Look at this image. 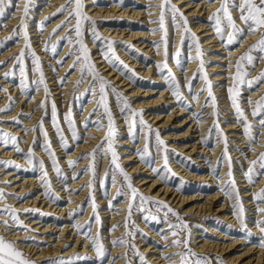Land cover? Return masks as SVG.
<instances>
[{
	"label": "rangeland",
	"instance_id": "rangeland-1",
	"mask_svg": "<svg viewBox=\"0 0 264 264\" xmlns=\"http://www.w3.org/2000/svg\"><path fill=\"white\" fill-rule=\"evenodd\" d=\"M56 1L57 0H11V3L5 9V15L3 17H0V33H2V30H4V28L8 26V24H11L10 20L12 18L16 16H20V21L16 23V25L13 26V30L19 29V36L12 40H8L6 43L0 46V54H5L9 50L11 51L12 48H14L17 44H22L18 46V48H20L18 51L16 52L11 51L13 53V55L11 54L12 56L9 55L8 57H4L5 58L4 61H0V62H3V63H0L1 71L5 70L4 75H0L1 77L0 81L1 79L3 80V82H0V100H2L4 96L7 97L5 106L0 107V109H8V111H0V129H2L3 125H5L3 124V122L7 123L10 126H13V128L15 127L18 128L20 135H14L15 131L13 130V128L11 130L3 129V131L6 133H11L15 137H17V143L19 145V148L23 150L24 149L23 147L25 146L24 144H26V140L24 139V137L25 135H28V132L26 131L28 127L26 126L27 123L25 122V120L26 119L35 120L34 125H32V129H35V130L31 133V135L33 136L32 138H34V141L31 140L29 145L27 144L28 148L26 150L27 152H29L30 150L33 151L35 153V156L39 157L40 159H41V155H44V154L48 158L47 159L48 161L44 162L47 172H48V177L50 178V181H51L50 188L45 186V188L48 191V196H49L48 199L54 200V203L57 202V205H59V208H62V207H67L69 205V203L67 202L69 197H66L67 196L66 193L67 191H72L73 190L72 188H74L77 195L81 194L84 191H86V195L83 198V200L80 201L81 207L79 209L73 208L74 210L73 217L69 221L62 220V219H65L66 217L64 215L60 216V214H57V213L47 214L43 212H40V213L38 212L32 215L34 216L32 218H37L36 220L38 221H42V218H45L46 223L43 222L44 224H50L52 222H55L56 223L55 225H58L57 228L59 229L65 224L69 225L68 223H72V225L69 226V228L71 227V229H68V231L72 234V237H69L68 234L59 235L62 233V231H59L57 233H53V231H48L47 233H40V231L30 230L29 232L32 235H26L24 238L18 239V240L9 239V236L11 234H16L18 232H24L27 229L25 225H27L28 222H22L20 219L19 221L21 222L23 227H21L15 221H13V223H15L13 226H11V229L13 231L7 234L6 233L4 234L3 233L4 230H2V228L6 229L7 226L4 225V223H0V235H3L7 240L13 241L16 244L20 242H24L26 244L36 246L37 253L39 252L40 249L49 248L55 245V241H53V239L52 241H47L49 240V238H57L59 236L60 238L63 239L64 245L61 246V251H60L61 255H58L57 257H51L47 260L43 259L42 261L35 259L36 256L33 255L35 251L33 253L30 251L25 252V250L24 249L21 250L19 245L17 244L18 248L23 253H25L26 257L34 261L35 264H49V262H56V264H59L61 260L65 262L71 260L70 262L66 264H110V262L115 263L116 261H118L121 258V255L122 254L124 255L127 252L129 253L128 259H135V261L130 263L128 260L126 262H123V264H156L154 262L149 261V253H145L143 251L141 247L143 245L140 246V243L136 241L135 236L137 235L139 238H144L145 239L144 242L146 244L157 245V248H159V250L161 251L165 250L164 249L165 246H169V245L165 244L166 241H161V244L158 242L156 244V241L155 242L148 241L146 232L145 234L144 232L142 233L141 227L139 226L138 223H136V219L134 217L135 216L137 217L138 216L139 217L155 216L156 219H148V221L153 222L156 225H158L159 228H161V230L164 232L166 231V228H164L165 222L159 216V212H160L159 208H157V206L154 203L142 204L138 197L135 200L133 199L131 189H129L126 186V182L123 176L120 174L119 170L114 169V167L111 164L112 156H111V152L108 150L107 144L104 145V151H100V150L95 151L94 161L91 155L85 158V159H88V161L85 159H79L85 153H92L93 150L97 149V146L100 145L101 142L105 140V137L108 134V127H107L108 119L104 115V109L103 108L98 109V101L100 98L99 97V84L97 83L95 86V93H96L95 95L89 92V89L93 85V78L91 75H84L82 77L83 64L77 63V57H79L81 53L79 52V45L77 44L76 34L74 31H70L71 29H74L76 20L71 19V22L68 23L67 27L57 26V27H52L51 29L48 30L49 26L52 25L54 21H56L58 18L64 15L68 16L66 19H64V22L68 21L70 19V13H72L76 8L75 3L72 2L71 7L68 8V13L59 12L57 17H54L53 14L51 13L44 14V11L42 13V10H45L46 7L50 6V4H53L52 2H56ZM88 1L89 0H81V3L83 5L82 13L85 16L89 17L92 21H94V19L90 17V14L88 13V10L86 9V7L89 6V5H86L87 4L86 2ZM134 1L136 2V0H116V3H121L122 5L129 6V5H133L132 2ZM151 1L153 0H143V2H146V3H149ZM154 1H157V0H154ZM159 1L163 3V0H159ZM193 1H196L195 4L202 3V0H189V2H193ZM221 2L222 0H216V2H208V4L202 5L204 7H207L209 3H211L212 5L214 4L213 8L204 10L200 17L201 18L205 17L206 15L205 12L207 10H209L208 12L209 15L216 12L217 9L221 7ZM19 3H21V5H19ZM97 3L99 4L100 7H109L111 6L112 1L106 2V0H97ZM171 3L176 6V2L174 0H171ZM68 4L69 3H64L63 7L67 6ZM25 7H28L29 9L27 16L24 15ZM152 7H155V6L153 5ZM16 8H23V9L16 10ZM142 10L148 11L150 10V8L143 7ZM230 10L232 11V15L235 18L236 23L241 28L244 29L245 33H248L249 30L247 26L244 25L243 22L240 20V13L236 11L235 9H230ZM15 12L19 13L20 15H15L14 14ZM161 12H164V15H165V27L167 29V41H168L167 52L170 51L169 55L172 54L173 59H174V60H171V58L167 56V63L172 73H174L175 77L179 80L180 90L182 93L181 100L175 99L176 102L172 104H168V100H164L163 105L161 106H164V105L167 106L166 110L168 112H165V114L169 113L170 110H175V109L178 110L179 107H182L183 109L187 111L186 115H188L189 112L196 111V109L199 107L200 109L197 112H199L201 115L202 113L206 112L208 109H212V113L214 111H217L219 113V116L213 117L214 120H213L212 126L208 129L207 131L208 135L204 138L206 139L205 146H207L208 150H213V147L215 144H221V147L223 149L221 151V154L216 160L212 159L210 154H206L207 156L205 155V157H202L203 161H200V162L195 161L193 156H186L185 152L184 153L181 152L178 155L169 154V153H172V150H170L167 152V157H168V167L171 169V172H168L167 170L164 169L163 151H161L160 153L156 151L157 146L155 143V131H153V133L151 134V139H149L148 129L139 123V119H140L139 117H137V123L135 127L130 130V124H131L130 115H129V118L126 119L125 115H123L120 110L122 105L118 104L116 101L115 95L109 92L108 105L111 110L114 123H115V128H116V135H115V139L113 142V147L118 155V163L123 168L124 172H126L131 177L132 186L138 190V193L143 194L144 196L146 195L141 191V188L137 187L138 185L134 181L132 175L129 174V172H127V169H129L132 165L133 166L138 165L139 162H142L143 165L146 164L147 168H150L151 171H154V173L151 174V178L153 179L160 178L161 183L173 182L176 185L173 184L171 187L181 186L184 189H186V191L184 192L180 191V194L182 193L185 196H193V195L201 194V197L208 198L210 194L216 193L217 191L221 190L223 197L219 199L217 203L215 204L213 215L209 216V220H211L209 222V225H212L213 227H215V229L217 230V233H216L217 236H220L221 234L219 232H221L222 235L226 234L225 237L231 238V239H224L225 237H221L222 240L220 241H225L226 244L232 242V240H234L235 238H241V239L244 238L246 243H242V245H237L236 248L231 249L227 253L219 252L217 254L215 253L214 255H212L209 253L201 252L198 249V246L200 245V243L197 242V239L199 238L210 239L209 238L210 236L213 237L210 233L208 235L209 230L207 229V227L203 225L202 223L194 224L195 222H190L188 218L185 216L186 214H183L181 212L182 211L181 208L176 203L174 204L168 203L166 205H168L172 210H174L175 213H178L180 217V219L177 220L176 216H174L171 212L167 214L169 219L173 220L172 221L174 222L173 225H178L177 227L170 228L171 232L177 233V235L173 237L175 239L172 241L170 245H173V242L177 239H179L182 243L180 247H175L179 250H176L175 252L171 253L170 254L171 258L166 260V262L168 261L169 262L168 264H180L181 258L174 260V258L179 257V256H176L173 254L184 252L186 249L183 246V242L187 241L188 247H190L192 251L199 253L201 256L211 257L210 264H231L230 261L227 259V255L236 256L242 253L244 247L250 246V245H255V247H259V248L264 247V246H261L262 243H264L261 240V237H264V232H261L260 226L257 223L255 224L258 226L257 231L256 229L253 228L254 226L251 227V223L264 220V213H261V214L258 213L261 208L264 209V201L255 199L253 205L247 206L245 202L247 198L243 197L244 196L243 191L247 189L251 188L252 190L251 189L250 190L252 192L256 191L258 194L261 193L262 190H264V181L259 185L261 180H263L264 178V168H261L259 165L253 166L252 164V161L258 160L260 155L264 153V143H261V142H264V139L261 138V132L264 128H261L260 126V120L264 118V111H261V109L259 108L257 104L258 101H261L262 99H264V88H262L264 87V80L259 79L261 74L264 73V53H261L258 50L251 53V55L254 58V61H253L254 66L245 63V70H247L246 72L249 74L247 77H245V81H251L252 83L249 84L247 82H244L238 85V90L240 93V95L238 96V102L240 103L241 108L244 110V113L246 114L248 118V122L253 126L251 128V133H252V136L255 137V142H253V140L250 139V137L247 134L245 136L248 137L247 138L248 141L239 142L237 141L236 137L230 136V134L225 133L224 128L222 126L224 124L237 123L239 120L238 122L240 124L239 128H241L242 132L245 131L244 124L238 118L236 111L232 106V101L230 99L229 91L225 93L226 96L228 97L227 102H223L224 98L219 95L220 94L219 91H216L217 88L216 86H214L215 84L212 82L210 74L211 72H214L215 74L222 73V72H215L211 70L212 67L217 68V66L219 65H225L224 69L232 68L233 73L230 74L229 81L225 83L226 85H228L229 88H231L232 84H234V87H237V82L233 79V77L236 74L237 61L242 55L248 52L249 48L252 45L258 42V40L260 39V34L259 33L247 34L246 38L238 37L237 38L238 42L232 43V45L227 44L225 41L221 40L222 46H225L224 48L231 47L232 49H236L238 47H242V45L245 48L243 49L244 52L240 56H238V59L232 60L229 62L227 61L228 62L227 64L231 62V63H235V65L228 66L226 65V62L220 63L219 61H215L218 55H223V56L228 55L227 53L225 54L221 53V52H227L226 49L217 51L215 49L218 46H213L214 44L212 43H208L207 46L202 45L204 44L202 41H200V36L202 34L199 33L196 36L199 38V45L201 48V53H198L195 50V45L192 42L191 36L185 32V28L187 27L191 30L192 33H195L191 25L189 24V22L187 21L188 23L187 25H185L183 23V20H180V18L177 17V20H179L180 22V27L177 30L176 24L173 22V19H172V13L170 11H167L166 9H163V11ZM161 12H159L158 14L159 16ZM41 14H42V17L39 18V15ZM149 15H147L145 19L129 20L125 18V19H121V22L124 25L126 24L125 23L126 20L136 22L138 24L136 25L138 28L136 30L137 32L138 31L148 32V35L149 33H151V36L149 38L152 37L151 43L153 44L152 47L154 48L153 54L145 52L146 49H142V50L140 48H138L139 50L134 49L133 45L130 44V41L129 42L124 41L125 39L121 40V42L123 41V43L122 45L119 46V48H117V46L119 45L118 42H115L113 44V48L116 54L118 53L117 50H120V49L125 50L124 53L126 54H128L130 51H134L131 54L136 57L138 55L140 59L146 60L148 66L155 64L156 59H158L156 55L157 50L161 48L164 50V45L160 44L159 48H157L156 42H160L163 39L164 32L159 31V29L161 28V25L159 23V17H156V19L158 20V25L155 28V30L157 31L154 32L153 29H150V28L147 29L146 27L147 25L149 27L153 25L152 23H149V21L152 20L148 18ZM64 22H62L61 25H63ZM95 22L96 23L94 27L96 31L99 33V35L106 38L109 41H113L109 39V37L103 35L98 25V22L97 21ZM194 22H200V19H195ZM22 23H26L27 25V33L30 38L31 50H33L36 53V55L40 58L41 67L44 73V79H45V82L48 88L47 95L45 93L43 85H41L39 89H37L36 84L33 83V81L39 78V73H33L31 71L34 65L32 64V57H31L29 50L25 48V44L27 42L24 40V29L19 27ZM210 23H211V26L214 27L212 22ZM224 23L226 24V21ZM92 27L93 25L90 22L85 21L83 25V29H84L83 40L90 51L91 59L95 62V66L97 70L100 72L101 75H103L102 71L104 70V68L102 67V65L104 64L98 65V63L99 61H103V60L105 61V63H109V62L105 60L104 57L101 55V49L98 50L100 51L99 58H95V56H93L92 54L93 51L90 50V45L86 39V36L90 34L93 40V37L91 35ZM63 29H66L65 30L66 34L59 36V34L62 32ZM36 30H39L38 33L41 36H38V37L34 36ZM226 31L231 32L232 30L228 28L226 29ZM12 33L4 37H1L0 42L5 41L7 37L12 35ZM156 33L158 34L155 37L156 40H154V34ZM260 33H264V29H261ZM253 35H257L255 41L251 40L252 43H250L249 45L242 44L244 41H246L247 38H249V36L252 37ZM66 36L72 37V40L70 43L66 41L65 39H63ZM140 41H143V40H140ZM240 41H242V43ZM95 43L102 46L99 41H95ZM40 44L41 46L37 48L38 45ZM67 44L69 45L67 49L64 51L65 49L64 47ZM52 45H55L54 53L51 51ZM46 46L48 50H46ZM38 49H41L40 53L37 51ZM21 52L25 53L24 61H25V66L28 69V83H27V86L23 88L21 87V81L24 80V77L20 75L19 66L16 65V61L14 59ZM117 55L119 56V54ZM201 55L203 59L204 73H206L208 81H210L212 84V91L216 98V107H212V106H209L207 108L205 107V103L208 102L210 104L211 100L208 95V92L206 91V94H204L205 91H202L203 89H205L206 81L205 79H203V73H199L198 71L201 66V59L197 57H200ZM71 58H73V61H71L72 65L70 66L68 65L66 67V70L63 71V73L60 75V72L63 69L64 65L67 64ZM196 59H198L197 69H195V73L192 74L191 76L192 80L190 81L192 84V92L188 94V90H187L188 83L186 82L184 83V81H182L181 78H184V74L187 73L188 66H190V63H193ZM164 62H165V57L162 63ZM173 62H176V65L178 69L180 70V73H175L173 71L172 65H171V63ZM73 65H75V67H73ZM110 65L113 66L112 64ZM77 68H79V71H80L79 76L74 75ZM132 70H133L132 73H127V72L118 71L116 69L118 73H123L126 76L133 77L138 80L142 79V77H140V74H137L134 69ZM13 72H14V75H9L6 78L5 76L6 73H13ZM257 72H258V76H256ZM53 73H54V77H56L54 79L51 78ZM2 76H5V78H3ZM163 77L165 80L168 81L165 75H163ZM57 78H58V82H56L55 80ZM106 79L110 81L113 85H115L118 88V90L123 92L124 96L127 97L131 107L138 112H140V110H137L138 107L136 103H140L141 101H145V100H150L153 97L158 96L154 94L149 98L142 97L144 93L139 92L134 97H128L123 91L124 88L122 86H119L117 82H113L112 78L111 79L106 78ZM201 80L205 82V85L204 87L201 88L200 93L197 94L199 96V99L197 101L196 99L197 95L194 93V91L199 86ZM61 81L63 82L61 83ZM147 81L148 82L146 83H148V86H139L140 91H143L148 88H154L156 91H158L159 89H162V87L164 86V84H156V82H154L153 79H147ZM7 83H10L11 85V87H8L9 89L8 91L7 89H4ZM69 85H72V86H70L69 87L70 89L66 91V92H69L67 94L58 93L56 90H54L55 88H58V87H60V89H63ZM15 87H18L15 89V92L14 93L10 92V91H13ZM85 87H87V89H85ZM245 91L247 93H245ZM38 92H41L42 94L41 95L37 94ZM252 93L259 94V97H252L251 99L252 105L248 109V107L245 104L246 100L243 98H249L252 95ZM37 95H40L39 97H41L40 98L41 104L39 106H36L35 111L33 112L31 111V109L26 110L24 106L28 102H31L32 98ZM19 96H23V97L19 98ZM191 97H193V100H191ZM203 97H204V100H202ZM25 100H27L26 101L27 103H24L22 105L21 102L23 103L25 102ZM201 100L203 104L199 106L198 104L201 102ZM93 101H96L95 106L92 109L88 110L87 109L88 105ZM52 102H54L56 105L59 122L61 124V127L64 130L65 136L67 137L69 145H70V147H68L67 149H65L60 144L59 137L52 123V110H51ZM58 102L68 104L69 106L67 107V109L64 110L62 106H58ZM176 103H177V107H174ZM21 105L22 107H20ZM18 107H20L19 108L20 110L18 109ZM254 110L259 112L260 114L256 116H253L252 114H250L251 112L253 113ZM24 111L29 112V113L25 116H22V112ZM69 111L72 112V115L75 119L77 130L80 135V141H76L73 139L71 131L69 130L67 123L64 120V114ZM5 112H8L9 115L13 114V117L6 121L2 120L1 114H4ZM36 112L39 113V115L34 114ZM180 113L182 112H177V114H180ZM119 115L122 119H119ZM81 117H83V119ZM142 118L146 122L145 120L146 117L142 115ZM18 119H21V120H18ZM80 119H82V123H81L82 128L79 127V123H78ZM178 119L182 120V116L179 115ZM97 121H99L103 125V127L94 126ZM217 121H218L219 127H215V124L217 123ZM41 122L43 123L44 130H46L48 133V137L51 140L52 148L54 149L58 157L60 168L63 173L62 177L57 175L56 171L52 167L50 157L42 148V146L45 143V137L39 127ZM85 122H88L87 127H85ZM193 123L194 122L191 121L189 125L185 127L183 130L186 131L188 128H191ZM146 124L151 126L153 130H158L159 132L163 133V129L155 128L156 127L155 125H152L151 123H148V122H146ZM176 125H177L176 122H172L170 124V126H173V127ZM89 129H92L94 133H91L90 135L86 134V132ZM176 129H180V128H176ZM99 130H104L106 132V134L102 137L101 142L96 143L95 146L94 147L92 146V148L89 150L81 151L80 149H77L86 143H90L92 139L96 137V135L94 134L96 133L98 134ZM179 133H182V132H179ZM200 134H201L200 132H192L191 134L186 136V139L183 141H187V143L193 144V142H197L199 140L197 137ZM142 135H144L145 138H143ZM225 137L227 138V157H230L231 168H229V160L224 156ZM142 139H144V141H142ZM126 140H128V142H131V143L129 145H124L123 142ZM162 140L165 141L164 139ZM56 142H59V144H55ZM141 142H143L144 145L138 146L139 147L138 150L135 149L136 146L140 144ZM146 144H148L149 146V152L146 153L144 155V159H142L141 155H139L138 153H141L143 151ZM1 145L2 144H0V146ZM8 145L10 146L9 149H15L11 144H8ZM252 146H258V147L262 146L263 149L262 151L255 153L254 158L250 160L248 156L250 155L251 150L253 151L258 150L257 147H252ZM124 147H125V150L128 152L127 154H125V156H128L135 152L134 160L131 162V164H129L127 168L124 166L125 162H123V160H125L126 158L122 157V154H121ZM59 149H62L61 152L58 151ZM76 151L78 153H74ZM39 152L40 153L42 152V153L40 154ZM237 152H239V154ZM66 153H69L70 156H74L72 155L74 153L77 155V157H74L72 159H67V163L63 165L61 159L64 158L63 156ZM103 158H105V162L107 165V171H106L105 176L101 178L100 172H101V164H102ZM78 159H79V163L75 166V171H73V168L69 166L68 161L78 160ZM170 159H174L175 161H177L178 159H183L188 164L193 165L199 169H202L205 166H214L216 170L212 173L211 180L203 182L202 186H195L194 181L185 179L182 176V173H180L178 170H176V168H174V163H172V160ZM4 161H11V160L6 159ZM84 161L87 162V165H81V163ZM93 163L95 166L94 167L95 175H93V169L89 167ZM34 164H35V161L32 163L33 167L29 170H27L25 166L21 165L20 166L21 168L16 171L22 172V174H24L26 177L34 178V180L36 181L37 179L40 178V173L41 171L43 172V169H40L41 171L38 170V167H37L38 164H36L35 167H34ZM175 164H178V161L175 162ZM14 165H15V162H14ZM224 165L227 166L225 170H224ZM5 168L6 170H14L16 167L8 165ZM85 169H87V172H85ZM250 169H252L251 172H250ZM142 170L144 169L141 168L139 169V172L136 173L138 174V177H139L138 179H142L146 177V174H148L147 171L143 172ZM157 170H159V172ZM229 171H231L232 173L231 177H229L228 175ZM238 171H241L240 173L242 174H246L247 177L251 175L252 177L251 182H248V185L246 187H244L245 186L244 182H239V180H241V177L239 175L241 174L238 173ZM88 173L89 175H87ZM2 174H3V171H0V180H2L3 178ZM222 174H224V176ZM82 177L88 178L86 179L87 181L82 182V183L78 182L80 181ZM223 177H226V178L222 182L221 180L223 179ZM232 179H234L235 181V189L238 190L239 201L235 198L234 194L232 196L227 194L229 192L234 191L232 186L229 184V181ZM73 181H77V184L72 183ZM42 182H44V178L42 179ZM11 184L12 183L9 184L7 182L0 181V190H2L3 193L5 194L6 193L5 190H3L2 188H7ZM115 184H118V185L115 187L114 186ZM148 185H150V183L144 184L145 187H147ZM64 186H75V187H71L68 190H64L65 189ZM86 187H89V189H86ZM114 187L116 190H115V194L112 195V189H114ZM31 188L34 189L37 187H34V188L31 187ZM32 189L28 193L30 195V196L28 195L29 197H32L33 195L36 196L37 191L32 190ZM56 189H61V190L57 191ZM17 192L18 190H15V192L13 193L12 201H14V198L21 196V198H18L17 200L20 201V203L25 202L26 198L24 197L26 195H19ZM151 196L152 195L146 196V197H150L152 201H158L156 199L155 200L152 199ZM96 198H102V200L99 201V199H96ZM74 199L75 197H71V200H74ZM126 200H129L128 202L129 206L127 207L128 210L124 212L123 207L120 209L117 206ZM204 200L205 199H200L198 202L203 203ZM196 201L197 200L192 201L191 203H187L185 206L191 207ZM106 202H109V205L106 204ZM12 203L13 202L10 203L8 199H6L4 196L3 199H0V209H4L8 207L12 208V205H9ZM224 203H225V207L227 208L226 212L227 213L229 212L230 215L234 214L237 217V219L240 220V223H241V219L238 218L239 208L234 207V205H237L238 203H242L243 208H244V213H243L244 224L241 223V225L238 227L236 225H230L228 221L226 222L220 219L221 217L218 214V209L220 208V204H224ZM89 208H90V212H92V216L88 220L81 221L82 223V225L80 226L81 228L78 229L77 223L80 221V216L84 215L86 213V210H88ZM13 209L16 210V208H13ZM161 212H162V215L165 216V211L161 209ZM25 215L27 216L29 214L25 213ZM96 215H98L99 221L96 220ZM114 215H117L118 217H115ZM262 215L263 217H261ZM0 217H6L8 219H11L10 216L6 214H0ZM110 217L117 218V222L115 223L117 225L115 226L114 231H120L121 228L124 229V231L122 232V234L124 235H123V242L121 243V245L125 244L127 246L126 249L128 251L123 252L122 254H120L119 256H116L115 258L112 256V258L109 259L110 254H111V248H110L111 245H109L108 242L105 240L108 234H110L106 230L107 229L106 227H108V223L110 221ZM18 218H20V215ZM0 221H6V220L0 219ZM86 223L88 224V226H86ZM7 225L10 226L9 224ZM185 225L186 227H184ZM158 232H160V230H158ZM198 232H200L203 235H200V236L198 235L199 236L198 237L197 236ZM39 233L43 235L44 234L52 235V237L45 236L47 238H45L44 240H40L38 239L40 235ZM78 235L82 237V240H85L83 242H86V240L88 239L93 240V242L91 243L88 249H91L94 245H96L94 244V238L99 237V240L97 241V243L103 245L104 255L101 256L99 254V256L92 257V255L90 254L91 252L90 253L85 252L83 254L76 253L72 256H64V255L62 256L63 252L71 250L74 247V241L78 237ZM109 236H112V235H109ZM195 237H198V238H195ZM82 245L83 244H81V246ZM81 251L82 249L78 248V252H81ZM141 257L144 258L143 261L141 260ZM158 264H161V263H158Z\"/></svg>",
	"mask_w": 264,
	"mask_h": 264
},
{
	"label": "bare ground",
	"instance_id": "bare-ground-1",
	"mask_svg": "<svg viewBox=\"0 0 264 264\" xmlns=\"http://www.w3.org/2000/svg\"><path fill=\"white\" fill-rule=\"evenodd\" d=\"M107 1H112L111 6L109 7H100L99 4L97 3V0H89L88 2H86V5H89L86 7V9L88 10V13L90 14V17L94 19V21L98 22V25L101 29V32L103 33V35L109 37V39L113 40L114 42H118L119 45L117 46V48H119L120 45H122L123 41L121 42V40L125 39L124 41L129 42L130 44L133 45L134 49L139 50L138 48L142 49H146L145 52H148L150 54H153V47H152V37L149 38L151 36V33L148 32H143V31H136L138 28L136 25H138L136 22L133 21H125V25L121 22V19H129V20H135V19H145V17L148 16L149 19H152L149 21V23H152V26H146L147 29H155L158 25V20L156 19V17H160L158 14L159 12L163 11L162 8L157 7V5H159L161 2L159 0L157 1H151L149 3L143 2V0H136V2H132L133 5H122L121 3H116V0H106ZM176 2V6L177 8L180 10V12L183 13V16L187 19V21L189 22V24L191 25L192 29L194 30L195 34L198 35L199 33H201L202 35L200 36V41H202L204 44L202 45H206L208 43H212L214 44L213 46H218L215 50L217 51H221L222 49H226L227 52H221L223 54L227 53L228 55L223 56V55H218L215 59V61H219L220 63L226 62V65L228 66H233L235 65V63H229L227 64L229 61L232 60H236L238 59V56H240L245 49L242 45V47H238L236 49H232L231 47H226L222 46V42L221 39L219 38V36L216 33V30L214 27L211 26V23L209 21V10H207L205 13V17H200L202 15V12L206 9L209 8H213V5L211 3H209V5H207V7H204L202 5L204 4H208L209 0H202V3H196V1L193 2H189V0H174ZM53 4H50V6L46 7L45 10H42V13L44 11V14H53L54 17H57V15L59 14V9L61 7H63L64 3H69V0H57L56 2H52ZM217 4V3H215ZM19 5H21V3H19ZM23 5V3H22ZM155 7H152V6ZM216 6V5H215ZM214 6V7H215ZM143 7H147L150 8V10L146 11V10H142ZM152 7V9H151ZM23 8H16V10H21ZM15 15H20L19 13H14ZM42 17V14L39 15V18ZM68 16L64 15L60 18H58L56 21H54V23H52V25L49 26L48 30L51 29L52 27H57L59 25L62 24V22H64V19H66ZM116 18V19H115ZM195 19H200V22H194ZM120 20V21H119ZM20 21V16H16L14 18H12L10 20L11 24H8V26H6L4 28V30H2V33H0V39L1 37H4L6 35H9L10 33H12L13 30V26L16 25V23H18ZM155 21V23L153 22ZM148 24V23H147ZM124 27V28H123ZM145 27V26H143ZM130 28V29H128ZM65 30L63 29L62 32L59 34V36L65 35ZM136 31V32H135ZM39 30L35 31V35L36 37L41 36L39 33ZM158 33L154 34V40L155 37L157 36ZM3 35V36H2ZM257 35H253L252 37L249 36V38L246 39V41H244L242 44H246L249 45L251 42V40L255 41ZM87 41L89 42L90 45V50L93 51V56H95V58H99L100 57V51H98L99 49H101L102 46L98 45L97 43H95L94 40H92L90 34H88L86 36ZM143 40V41H140ZM117 43V44H118ZM36 44V43H34ZM22 44H17L14 48H12L11 51L16 52L18 51L20 48H18V46H20ZM69 44H67L64 48V51L67 49ZM232 45V44H231ZM230 45V46H231ZM41 46L38 45L37 48H39ZM106 46V45H104ZM36 48V49H37ZM248 48V47H247ZM246 48V49H247ZM42 49V48H41ZM41 49H38L37 51L40 53ZM229 50V51H228ZM10 50L7 51L5 54H0V61H4V57H8L9 55H13V53ZM117 54H119L120 59L126 64V65H130L129 67L134 69L135 72L137 74H140V77H142V79L138 80L136 78L133 77H129L126 76L123 73H118L116 71V69H114L113 66L110 65V63H105V61H99L98 65L104 64L102 65V67L104 68V70L102 71V74L104 77L109 78L113 80V82H117L119 84V86H122L124 88V92L128 97H134L135 95H137L139 92H143L144 95H142V97H151L152 95L156 94L158 96L153 97L150 100H145V101H141L140 103H136L137 104V110H140V112L142 113V115L145 118L146 122L151 123L152 125H155V128L158 129H163V133H160V137H162V139L165 140L166 146L168 151L172 150V153L169 154H173V155H178L179 153H184L186 156H193L195 161H203L202 157H205L206 154H210V156L212 157V159H217L219 157V155L221 154L222 151V147L221 144H215L213 147V150H208L207 146H205V142L206 139H204L208 134L207 131L208 129L212 126L213 123V115H211L212 113V109H208L206 112L202 113L201 118L197 119V115L196 114H200L199 112H197L199 108L196 109V111L194 112H189L188 115H186L187 111L185 109H183L182 107H179V109H175V110H170L169 113L165 114V112H168L166 110V105H163V101L164 100H168V104H172L174 102H176L175 99H177V97L173 94V90L172 88L169 86V81L165 80L163 75L160 70L158 69L157 65L161 64L163 62V59L165 57L164 55V50L158 49L156 52V55L158 57V59H156V62L154 65L148 66L146 60H142L139 58V56H133L131 53L134 51H130L128 54L124 53L125 50L120 49L117 50ZM170 51H168V57L171 58V60L173 59V55L170 54ZM11 55V56H12ZM193 57V56H192ZM170 60V59H169ZM71 61H73V58H71L67 64L64 65L63 69L60 72V75L63 73V71L66 70V67L71 64ZM228 61V62H227ZM197 64H198V59H196L193 63H190V66H188L187 68V73L184 74V78H181L182 81H184V83H188L189 81L192 80V74L195 73V69H197ZM172 65V69L175 73H180V70L178 69L176 62L171 63ZM225 68V65H219L216 67H212L211 70L215 71V72H222L219 74H215L214 72H211V80L212 82L215 84L214 86H216V91H219V95L222 96L224 98L223 102H227V96H226V92H228L229 87L228 85H226L225 82L229 81L230 78V74L233 73V69L232 68ZM247 71V70H245ZM259 72V70H258ZM258 72L257 75L258 76ZM5 70L1 71L0 69V75H4ZM75 76H79L80 75V71L79 68L76 69ZM3 78H5V76H2ZM138 77V76H137ZM1 78V77H0ZM51 78H56L54 77V73L51 76ZM77 78V77H76ZM147 79H153L154 82H156V84H164V86L162 87V89H159L158 91H156L154 88H148L145 89L143 91H140L139 86H148V82ZM56 82H58V78L55 79ZM0 82H3V80L1 79ZM56 85V84H55ZM205 82H203L202 80L200 81L199 86L196 88V90L194 91V93L197 95L198 93H200L201 88L204 87ZM14 86V85H13ZM69 86H66L63 89H60V87L55 88L54 90H56L58 93H62V94H67L69 92H66L68 89H70ZM8 87H11L10 83H7V85L4 87V89H7V91L9 90ZM187 87V86H186ZM234 87V84L231 85V88ZM18 87H15L13 91L10 92H15V89ZM264 88V87H262ZM85 89H87V87H85ZM60 90V91H59ZM161 90V92H160ZM188 94H190L192 92L189 91L188 87ZM56 92V93H57ZM160 92V93H159ZM12 93V94H13ZM18 93V92H17ZM159 93V94H158ZM245 93H247L245 91ZM37 94H42L41 92H38ZM204 94H206V91L204 92ZM3 95V94H2ZM40 95L34 96L32 98L31 102H26L27 100H25V102H21V104L23 105L24 103H27L24 107L26 110L31 109V111H35V107L39 106L41 104V100L39 97ZM68 96V95H67ZM22 98L23 96H19V98ZM252 97H259V94L257 93H252V95L249 98H243L245 99V104L248 107H251V103L250 101H252ZM93 99V98H91ZM66 100V98H65ZM144 100V99H143ZM191 100H193V97H191ZM202 100H204V97L202 98ZM201 102L198 104L199 106H201L203 103ZM7 101V97L4 96V98L2 100H0V107L5 106V102ZM193 102V101H192ZM191 102V103H192ZM96 101L91 102L87 109L90 110L95 106ZM165 103V102H164ZM75 104V102H74ZM22 105L20 107H22ZM161 107H159V106ZM58 106H62L63 109H67V107L69 106L68 104H64V103H59L58 102ZM18 107V109L20 108ZM174 107H177V103L174 105ZM229 107V106H228ZM5 108V107H4ZM76 108V107H75ZM20 110V109H19ZM18 111V110H17ZM177 112H182L180 114H177ZM24 113V114H23ZM29 112H22V116L27 115ZM36 115H39V113H34ZM86 114V113H85ZM252 114V112L250 113ZM179 115L182 116V120H179L178 117ZM13 117L12 115H9L8 112H5L4 114H1V119L2 120H8L11 119ZM84 117V116H83ZM83 117H81L83 119ZM36 119V118H34ZM82 119H80L78 121L79 123V127L82 128ZM119 119H122L119 115ZM21 120V119H18ZM193 121V125L191 126V128H188L186 131H184L183 129L185 127H187L189 125V123ZM25 122L27 123L26 126L28 127L27 129H32V125H34L35 120H29L26 119ZM172 122H176L177 125L176 126H170V124ZM239 122V120H238ZM229 123V124H224L222 125L224 128V131L226 134H230V136L236 137L237 141L241 142H246L247 140V136H245V131L242 132L241 128H239L240 124L239 123ZM3 127L2 129L5 130H11L13 128V126L8 125L7 123L3 122ZM197 124V126H196ZM2 126V125H1ZM121 126V125H120ZM176 128H180V129H176ZM193 129V130H191ZM14 135H20L19 129L18 128H13ZM24 131V130H23ZM170 131V132H169ZM28 135H25L24 139L26 140V144H24L25 146L23 147L24 149L22 151H16L15 149H9V145L4 146L1 145L0 146V161H4L6 159H10L12 162H15V165H18L19 167H16L14 170H6V166L8 165H0V171H3V178L2 182H7V183H12L10 186H8L7 188H2L3 190H5V198L8 199V201L12 204V208H16L17 213H19L20 215V219L22 222H28L27 225H25V227L27 228L24 232H18L16 234H11L9 236V239L12 240H18V239H22L24 238L26 235H32L30 234V230L32 231H40V233H47L48 231H53V233H57L59 231H62L61 234H65L69 237H72V234L68 231V229H71V227L69 228L70 225H72V223H68L69 225L65 224L63 225L60 229L57 228L58 225H55V222H52L50 224H44L43 222L46 223V219L42 218V221H38L36 220L37 218H32L34 216H32L35 213H57L61 215H64L66 218L62 219L64 221H69L72 217H73V208L74 209H79L81 207V202L83 200V198L86 195V191L82 192L81 194L77 195L74 188H72V191H67V196L69 197V199L67 200V202L69 203V205L67 207H62L59 208V205H57V202L54 203V200H49V196H48V191L45 188V183L42 182V179L44 178L42 175V171L40 170L39 166L38 170L41 171L40 173V178L37 179L36 181L34 180V178L31 177H26L24 174H22V172H17L16 170H19L22 166H25L27 168V170L31 169L32 163L29 162L28 158H27V154L29 152H27V144L29 145L30 141H34V138H32L33 136L31 135V133L33 131H27ZM182 132V133H179ZM192 132H200L201 134L197 137L199 140L197 142H193V144H189L187 143V141H183L186 139V136H188L189 134H191ZM94 133L92 129H89L86 134H91ZM27 134V133H26ZM106 134V132L104 130H99L98 134H94L96 135L95 138L92 139V141L90 143H86L83 146L77 148L80 149L81 151L83 150H89L92 148V146L94 147L96 143H99L102 141V137ZM165 134V136H164ZM143 138H145L144 135H142ZM195 137V136H194ZM261 138L264 139V129L261 132ZM142 141H144V139H142ZM21 142V140H20ZM124 145H129L131 142H128V140L123 142ZM264 143V142H261ZM55 144H59V142H56ZM200 144V146H199ZM144 145L143 142H141L140 144H138L136 146L135 149L138 150V146H142ZM61 146V145H59ZM252 147H257L258 150H251L250 155L248 156V158L250 160H252L255 156V153L262 151V146L258 147V146H252ZM62 149H59L58 151L61 152ZM40 153V152H39ZM42 153V152H41ZM40 153V154H41ZM74 153H78L77 151ZM72 154L74 156H70L69 153H66L61 159L63 165H65V163H67V159H72L74 157H77L76 154ZM128 152L124 149L122 150V157L126 158L125 160H123L124 166L127 168L129 166V164H131V162L134 160V153L125 156V154H127ZM239 154V152H237ZM207 156V155H206ZM239 157V156H238ZM41 159L46 162L48 161L47 156L41 155ZM256 159V157H255ZM88 161V159H85ZM172 160V163H174V168H176V170H178L180 173H182V176L187 179V180H192L195 182V186H202L203 182L211 180L212 179V173L216 170L214 168V166H205L202 169L196 168L193 165L188 164L186 161H184L183 159H178V164H175L174 159H170ZM141 161V160H140ZM159 162V161H158ZM137 163V162H136ZM206 164V163H205ZM81 165H87V162L84 161L81 163ZM158 165V164H157ZM147 165H143L142 162H139L138 165L136 166H131L129 169H127V172H129V174L132 175L134 181L136 182V184L138 185L137 187L141 188V191L146 195V196H150L152 195V199H156L158 201H162L165 204L168 203H176L180 208H181V212L183 214H186L185 216L188 218V220L190 222H195L194 224H199L202 223L203 225H205L207 227L208 231V235L209 233L213 236V237H209L210 239H206V238H199L197 239V242L200 243V245L198 246V249L203 252V253H209L214 255L215 253H227L228 251H230L231 249L236 248L237 245H242V243H246L244 238H235L234 240H232V242L226 244L225 241H220L222 240L221 237H225L226 234L222 235L221 232H219L221 235L217 236V230L215 229V227H213L212 225H209V222L211 220H209V216L213 215V211H214V207L215 204L217 203V201L219 199H221L223 197L222 195V191L219 190L216 193H212L209 195L208 198H203L201 197V194H197V195H193V196H185L182 193L180 194V191H186V189H184L181 186H176V187H171L174 183L173 182H166V183H161L160 182V178L157 179H153L151 178V174L154 173V171H151L150 168L146 167ZM226 165H224V170L226 169ZM143 168L144 170H142L143 172L147 171L148 174H146V177L142 178V179H138V174H136L137 172H139V169ZM107 171V165L105 162V158L102 159V164H101V178H103L106 174ZM241 171H238V173H240ZM225 173V171H224ZM239 175L241 177V180H239V182H244L246 187L248 185L249 178L247 177L246 174H242ZM89 175V173L87 174ZM224 176V174H222ZM226 177H223V179L221 180L222 182L224 181ZM246 178V179H245ZM86 177H82L80 179V183L87 181ZM10 180V181H9ZM264 181L261 180V182L259 183V185ZM72 183L77 184V181H73ZM117 183V182H116ZM150 183V185H148L147 187L144 186V184H148ZM73 184V185H74ZM118 184H115L114 186L116 187ZM176 185V184H174ZM223 185V184H221ZM220 185V186H221ZM31 187H37L32 189ZM71 187H75V186H64V190H68ZM115 187L114 189H112V195L115 194ZM29 188V189H28ZM36 190V196L33 195L32 197H29L30 195L28 194L30 190ZM86 189H89V187H86ZM251 189V188H250ZM250 189H247L245 191H243L245 198H247L245 200L247 206L249 205H253L258 193L252 192ZM256 189V188H255ZM15 190H18V194L19 195H26L24 198H26L25 202H21L18 201V198H21V196H18L16 198H12L13 193L15 192ZM57 191L61 190V189H56ZM250 190V191H249ZM63 194V193H61ZM29 195V196H28ZM71 197H75L74 200H71ZM99 199V201L102 200V198H96ZM200 199H205L203 203L198 202ZM194 204L191 207H186L185 205L187 203H191L192 201H195ZM257 200V199H256ZM129 200H126L122 203H120L117 207L118 208H122L123 207V211L125 212L126 210H128V206H129ZM250 202V203H249ZM18 204V206H17ZM101 204V202H100ZM106 204L109 205V202H106ZM262 207V206H261ZM227 208L225 207V203L224 204H220V208L218 209V214L220 215V219L223 221H228L230 223V225H236V226H240V220L237 219V217L233 214L230 215L229 212L227 213L226 210ZM262 209V208H261ZM159 216L161 217V219L164 220V228H166V231H162L161 228H159L158 225H156L153 222L148 221V219H146V216H141V217H137L135 216L134 218L136 219V223L139 224V226L141 227V231L142 233L146 232L147 237H148V241H156L161 244V241H166L165 244L169 245V246H165V250H159V248H157V245H150V244H146L144 241V238H139L137 235L135 236V239L138 243H140V246L142 247L143 251L145 253H149V261L154 262L156 264L161 263V264H168L169 262L166 260H168L170 257V254L175 252L176 250H179L177 248H175V246L170 245L172 243V241L175 239L173 238V232H171V227L173 226L174 222H172L173 220H170L168 215L167 217H165L164 215H162L161 209L159 208ZM25 213H28L29 215H25ZM258 213H262V212H258ZM119 215V214H117ZM117 215H114L115 217H118ZM92 216V212H90V208L88 210H86V213L82 216H80V221L77 223V228L80 229L82 223L81 221L84 220H88L90 217ZM115 217H110V221L108 223V227H106L107 232L110 233L108 234V236L106 237V240L108 242L111 248V254H110V258H112V256L115 258L116 256H119L120 254H122L123 252H127L128 250L126 249V245L119 243V242H123V235L122 232L124 231V229L121 228L120 231H114V228L117 224H115L117 222V218ZM263 217V215L261 216ZM121 218V217H119ZM0 219L2 220H6L7 224L10 225L7 226V228H2L3 233L7 234V233H11L13 230L11 229V226H13L15 223H13L12 219H8L6 217H0ZM262 219V218H261ZM261 221V220H260ZM258 222V221H257ZM257 222L251 223V227L254 226L253 228L258 229V226L255 225ZM74 223V222H73ZM258 224V223H257ZM5 225V224H4ZM114 225V226H113ZM3 226V225H1ZM86 226H88V224L86 223ZM6 230V231H5ZM158 230H160V232H158ZM140 231V232H141ZM162 231V232H161ZM198 231V230H196ZM87 232V230H86ZM28 233V234H26ZM39 233V234H40ZM112 235V236H109ZM164 235V237H163ZM203 235L200 232H198L197 236ZM52 237V235H46V234H40L39 238L40 240H44L47 237ZM198 236V237H199ZM195 237V238H198ZM37 238V237H36ZM55 241V245L49 248H45V249H40L39 252L37 253L36 250V246H32L29 244H26L24 242H20L17 243L20 247V249H24L25 252H34L35 253L33 255L36 256V260H40L42 261L43 259L47 260L51 257H57L58 255H61L60 251H61V246L64 245V241L62 238H60L59 236L57 238H49V240L47 241ZM224 239H231L228 237H225ZM85 240H82V237L80 235H78V237L75 239L74 241V247L71 250L65 251L63 252L62 256H72L76 253L79 254H83L85 252H88L92 255V257L94 256H99V253L96 250V245H94L91 249H88L91 245V243L93 242V240H86V242H83ZM114 242H118V243H114ZM81 244H83L81 246ZM118 244V245H117ZM39 248V247H38ZM78 248H81L82 251L78 252ZM50 249V251H49ZM89 250V251H88ZM128 255L129 253H125L124 255H121V258L116 261L115 263L110 262V264H123V262H126L129 260L130 263H132L133 261H135V259H128ZM176 259H180V257H176L174 258V260ZM227 259L230 261L231 264H264V247H255V245H250V246H246L243 248L242 253L236 255V256H232V255H227ZM71 261V260H70ZM67 261L66 263L70 262Z\"/></svg>",
	"mask_w": 264,
	"mask_h": 264
},
{
	"label": "snow or ice",
	"instance_id": "snow-or-ice-1",
	"mask_svg": "<svg viewBox=\"0 0 264 264\" xmlns=\"http://www.w3.org/2000/svg\"><path fill=\"white\" fill-rule=\"evenodd\" d=\"M74 2L76 5L75 10L70 13V19L66 22H64L63 25L58 26V27H67L68 23L71 22V19L76 20V24L74 29H71L70 31H74L76 34V40L77 44L79 45V52L81 55L77 57V63H82V77L84 75H91L93 78V85L89 89V92H91L93 95H95V86L98 83L99 84V101H98V109L103 108L104 109V115L108 119V134L105 137V140L101 142L100 145L97 146V149H94L92 153H85L82 157L79 159H85L89 155L92 156L93 161L95 160V151L100 150L104 151V145L107 144L108 150L111 152L112 156V161L111 164L114 167V169L119 170L120 174L123 176L126 186L131 189L133 199L135 200L137 197L139 198L140 202L142 204H147V203H154L157 208H160L165 211V217H167V214L171 212L174 216H176L177 220L180 219L178 213H175L174 210H172L168 205L164 204L162 201H152L150 197H146L143 194L138 193V190L134 188L131 184V177L124 172L123 168L120 166L118 163V155L113 147V142L115 139L116 135V128H115V123L114 119L111 113V110L108 105V94L109 92L113 93L115 95L116 101L118 104L122 105L121 107V113L125 115L126 119L131 118V124H130V130L135 127L137 123V117H139V123L146 127L149 132V139H151V134L153 131H155V143H156V151L160 153L163 151V161H164V169L167 170L168 172H171V169L168 167V157H167V146L165 141H163L160 137V133L158 130H153L151 126L147 125L146 122L142 118V113L136 111L133 109L127 99V97L124 96L123 92L118 90V88L113 85L110 81H108L103 75L100 74V72L97 70L95 66V62L91 59L90 56V51L87 47V45L84 43L83 36H84V29L83 25L85 21L90 22L93 27L91 29V35L93 37L94 41H99L102 45L101 47V55L104 57L105 60H107L110 64L113 65L114 68H116L118 71L122 72H127V73H132L133 70L128 67L122 60H120L119 56L115 53V50L113 48V44L115 43L114 41H109L106 38L102 37L99 35V33L95 29V21H92L89 17L85 16L82 13V3L81 0H69V4L67 6L61 7L59 11L61 13H68V8L71 7V3ZM209 2H216V0H209ZM11 3V0H0V17H3L5 15V9L6 7ZM157 7H160L162 9H166L167 11H170L172 13V19L173 22L176 24L177 30L180 27V22L177 20V17L180 18V20H183V23L187 25V19L183 16V13L180 12V10L171 3V0H163V3L157 5ZM230 9H235L240 13V20L243 22L244 25L247 26L249 32L245 33L244 29L241 28L237 23L235 18L232 15V11ZM28 7H25L24 9V15H28ZM209 21L212 22L217 35L222 41H225L227 44H232L236 43L238 37H244L246 38L247 34H260V39L258 42L254 45H252L248 52H246L244 55H242L239 60L237 61L236 64V74L233 77V79L237 82V87L229 88V93H230V99L232 101V106L236 111V114L238 118L243 122L244 128H245V134H247L250 139L255 142V137L252 136L251 133V128L253 127L249 122L246 114L244 113V110L241 108L240 103L238 102V96L240 95L239 90H238V85L240 83L247 82L251 84V81H245V77H247L249 74L245 71V63L249 65H253L254 58L251 55L252 52L254 51H259L261 53H264V33H260L261 29H264V0H222L221 2V7L217 9L216 12L212 13L209 16ZM226 21V24L224 23ZM155 23V21H153ZM159 23L161 25V28L159 31L164 32V37L160 42H156V47L159 48L160 44L164 45V55H165V62L158 64L157 67L160 70L162 74L166 76V78L169 81V86L173 90V94L177 97L178 100L182 99V93L180 90V84L179 80L175 77L174 73H172L171 69L168 66L167 63V47H168V41H167V29L165 27V15L164 12H161L160 17H159ZM20 28L24 29V40L27 42L25 44V48L29 50L31 57H32V64L34 67L31 69L33 73H39V78L33 83L36 84L37 89L41 85L44 86V90L46 95L48 94V88L47 84L44 79V73L43 69L41 67V62L40 58L36 55V53L31 50V43H30V38L27 33V25L26 23H22ZM230 28L232 31L227 32L226 29ZM154 32L157 30H153ZM185 32L191 36L192 42L195 45V50L198 53H201V48L199 45V38L196 36L195 33H192L189 28H185ZM19 36V29H16L13 31L12 35L7 37L5 41L0 42V46H2L4 43H6L8 40H12L16 37ZM63 39L68 41L69 43L72 40L71 36H66ZM242 43V41H240ZM106 45V46H103ZM46 50H48L46 46ZM51 51L54 53L55 52V45H52ZM24 52H21L17 57H15L16 65L19 66V72L20 75L24 77V80L21 81V87H26L28 83V69L25 66V61H24ZM201 59V66L200 69L198 70L199 73H203V79L206 81L205 89L202 91H207L208 95L210 97L211 103L209 104L208 102L205 103V107H216V98L215 95L213 94L212 91V84L210 81L207 79L206 73H204L203 69V59L202 55L200 57H197ZM11 62V61H9ZM3 63V62H0ZM75 67V65H73ZM9 75H14L13 73H6L5 76ZM195 78V77H194ZM261 80H264V73L261 74L260 78ZM63 81H61L62 83ZM188 89L189 91L192 90V84L189 81L188 82ZM6 91V90H5ZM196 99L198 101L199 96H196ZM251 103V101H250ZM259 108L261 111H264V99L261 101L257 102ZM43 106V105H42ZM51 110H52V123L53 126L56 130V133L59 137L60 144L67 149L70 147L69 142L67 137L65 136L64 130L61 127V124L58 119L57 115V109L56 105L54 102L51 104ZM0 111H8V109H0ZM260 113L257 111H253L252 115L256 116L259 115ZM197 119L201 118V114H196ZM211 115L218 117L219 113L217 111H214L211 113ZM30 118V117H29ZM64 120L67 123V126L69 130L71 131L72 137L76 141H80V135L77 130L76 122L75 119L72 115V112L69 111L64 114ZM88 126V122H85V127ZM94 126L97 127H103V125L97 121ZM260 126L261 128H264V118L260 120ZM40 129L43 132V135L45 137V143L42 146L43 150L48 154V156L51 159V164L53 169L56 171L58 176H63L62 170L60 168L59 160L58 157L52 148L51 140L48 137V133L46 130L43 128V123L41 122L40 124ZM215 127H219L218 121L215 124ZM35 129H26V131H34ZM225 143V153L224 156L229 160V168H231L230 164V157H227V138L225 137L224 140ZM0 144L7 146L8 144H11L16 151H22V149L19 148V145L17 143V137L12 135L11 133H6L3 131V129H0ZM149 152V146L148 144L145 145V148L141 153H138L141 155V158L144 159V155ZM27 158L30 163H33L35 161L34 167L36 164H38L40 169H43L42 175L44 177V183L45 185L50 188L51 187V181L50 178L48 177V172L46 169V166L44 164V161L40 159L39 157L35 156V153L33 151H29L27 154ZM78 160H69L68 164L70 167L73 168V171H75V166L79 163ZM253 166L259 165L261 168H264V153L260 155L258 160L252 161ZM0 165H11L15 167H19L18 165H14V162L11 161H0ZM93 169V175H95L94 171V163L90 165ZM159 172V170H157ZM252 169H250V172ZM85 172H87V169H85ZM229 177L232 176L231 171L228 173ZM249 181L251 182V175H249ZM166 179V177H165ZM229 184L233 188V192L227 193L228 195L232 196L233 194L235 195V198L239 201V194L238 190L235 189V181L234 179L229 181ZM5 194L3 193L2 190H0V199H3ZM257 200L264 201V190L261 191L256 197ZM234 207L239 208V213H238V218L241 219V223L244 224L243 221V213H244V208L242 203H238L237 205H234ZM260 212L264 213V209H260ZM0 214H6L9 215L10 218L15 221L18 225L23 227L21 222L19 221V213L11 207L0 209ZM95 215V213H94ZM146 219H156L155 216L151 217H146ZM96 220L99 221L98 215H96ZM0 223H4L6 226L7 222L6 221H0ZM258 225L260 226L261 232H264V220L258 221ZM178 225H173L172 227H177ZM10 227V226H9ZM186 227V225L184 226ZM246 227V226H245ZM173 235L176 236L177 233L173 232ZM30 239V238H29ZM99 240V237L94 238V244H96V250L97 252L103 256L104 255V250H103V245L98 244L97 241ZM262 242H264V237H261ZM118 243V242H114ZM122 243V242H119ZM181 241L179 239L175 240L173 242V246L175 247H180L181 246ZM183 246L186 249L184 252L181 253H175L173 255L179 256L180 259V264H210L211 257H206V256H201L199 253H196L192 251L190 247H188V242L184 241ZM261 246H264V243H262ZM78 258V257H77ZM169 259L171 257H168ZM143 257H141V260L143 261ZM218 259V258H217ZM0 264H35L34 261L28 259L17 246V244L13 241L7 240L3 235H0ZM49 264H56V262H49ZM59 264H66L65 261L61 260Z\"/></svg>",
	"mask_w": 264,
	"mask_h": 264
}]
</instances>
